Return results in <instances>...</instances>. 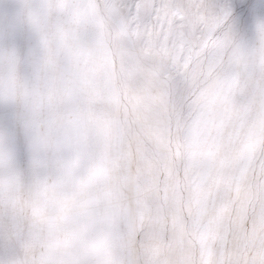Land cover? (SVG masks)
I'll use <instances>...</instances> for the list:
<instances>
[{
  "label": "snow or ice",
  "instance_id": "6c2138e0",
  "mask_svg": "<svg viewBox=\"0 0 264 264\" xmlns=\"http://www.w3.org/2000/svg\"><path fill=\"white\" fill-rule=\"evenodd\" d=\"M0 264H264V0H0Z\"/></svg>",
  "mask_w": 264,
  "mask_h": 264
}]
</instances>
